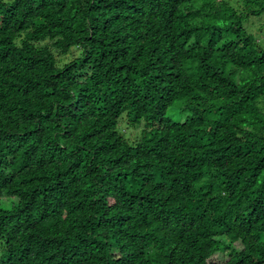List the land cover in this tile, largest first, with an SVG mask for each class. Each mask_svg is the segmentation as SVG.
<instances>
[{"label":"trees","instance_id":"1","mask_svg":"<svg viewBox=\"0 0 264 264\" xmlns=\"http://www.w3.org/2000/svg\"><path fill=\"white\" fill-rule=\"evenodd\" d=\"M262 15L0 0V264H264Z\"/></svg>","mask_w":264,"mask_h":264},{"label":"rangeland","instance_id":"2","mask_svg":"<svg viewBox=\"0 0 264 264\" xmlns=\"http://www.w3.org/2000/svg\"><path fill=\"white\" fill-rule=\"evenodd\" d=\"M231 3L236 6H240V7L242 6V0H231ZM244 24L249 30V32L252 33L262 45H264V15L257 16V17H250L245 21ZM73 57H74L73 55L61 57V60H62L61 62L70 60ZM179 105H180V102H177L174 106L170 107L167 114L174 116L175 119L183 120L186 118L187 114L189 113H184L181 116V114L178 113ZM144 124H145L144 120H142L139 123L132 124L126 119V122L123 120L120 122V127L123 133L129 139V141L134 142V140L141 133V130L144 128ZM12 200L13 199L2 198L0 200V205L8 208L12 205L11 203ZM2 256H3V245H2V242H0V261H1Z\"/></svg>","mask_w":264,"mask_h":264}]
</instances>
